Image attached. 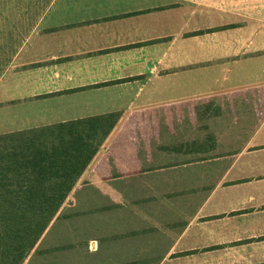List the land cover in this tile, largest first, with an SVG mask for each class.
<instances>
[{"label": "crops", "instance_id": "crops-1", "mask_svg": "<svg viewBox=\"0 0 264 264\" xmlns=\"http://www.w3.org/2000/svg\"><path fill=\"white\" fill-rule=\"evenodd\" d=\"M175 147L181 172L222 173L194 207L166 200L150 253L264 264V0H0V213L56 188L34 246L74 198L120 204L115 181L149 177Z\"/></svg>", "mask_w": 264, "mask_h": 264}, {"label": "rangeland", "instance_id": "rangeland-1", "mask_svg": "<svg viewBox=\"0 0 264 264\" xmlns=\"http://www.w3.org/2000/svg\"><path fill=\"white\" fill-rule=\"evenodd\" d=\"M187 147L193 149V143L189 144V146L186 144V148ZM227 150L228 149H221L218 151V154ZM166 152L167 153H164L163 150H158L155 155L156 157L159 155L167 156L168 158L164 160V163L162 159L159 158L157 164L155 163L153 166H148L149 170L147 172L150 173L149 177L151 176L152 179L147 177L145 172H143L135 179L120 176V179L115 181L116 188L122 194L120 204L113 203L108 197L103 196L100 192L95 191V189L91 187L88 190L85 189L89 192V196L88 198L84 197L82 203H78V197L74 198L75 207L69 208L67 213H62V217L64 218L68 215H70V217L73 216V218L65 220L62 223L63 226H60L61 230L58 231L59 235L61 231L65 232L76 247L75 250L70 252L71 256L70 260L67 262L68 264H94V260H90L88 257L90 255H100L106 260L111 258L114 259L115 255L123 257L121 255L122 252L118 249L115 253L113 252V245L118 246V243L114 241L115 239H113L114 243L102 244L101 242L105 239L115 238L116 236L118 237L125 234L131 235V233L137 234V232L147 229H149L150 232H147L149 234L146 235V238L151 236L154 239V246H157V244L162 241V235H159V231H154L153 228L150 227L151 225L149 222L151 219L154 220V226H157L158 229H163L165 227L161 218V216L164 215L161 212L164 204L172 202L174 205H191L194 207L200 200H203L207 190L216 185L218 177L222 173L220 165L213 168L209 165H202L198 167L200 170L199 173L201 172V174L198 173V176H192L190 169H185L181 172L180 169L176 167L180 165L179 160L181 163L185 161L183 158L178 159L177 147L169 148ZM142 153L144 154L143 150H141V158L144 157ZM169 167L175 168L166 170V168ZM161 169H163L164 172H161ZM157 170L160 171L157 172ZM175 194L178 196H173L170 202L166 201L170 199L167 198L169 195ZM64 197L65 192L58 193L59 201L64 199ZM143 201H145V204ZM54 204L53 198L48 202H46L45 198L36 206V209H46L47 211L45 212H52ZM83 204L86 205L83 206ZM191 215L192 212L186 214H171L175 219L178 216L183 217ZM155 218L158 219L156 220ZM169 225L172 226L174 223L170 220ZM86 231L90 233L91 236L97 238L88 240L89 246L87 245V248H81L80 245L84 243L83 241L86 236L82 238L77 234ZM58 232L56 234H58ZM134 239H136V237ZM143 239L145 240L144 244L146 246L149 245L147 239ZM157 240H160V242H156ZM21 242L22 239L19 238L18 243ZM37 247L38 246H34V248ZM137 255V252H131L129 257H137ZM147 257L151 258V255L148 253ZM95 262H97V260H95Z\"/></svg>", "mask_w": 264, "mask_h": 264}, {"label": "trees", "instance_id": "trees-1", "mask_svg": "<svg viewBox=\"0 0 264 264\" xmlns=\"http://www.w3.org/2000/svg\"><path fill=\"white\" fill-rule=\"evenodd\" d=\"M82 166L83 164L79 163L74 166L71 171L75 173L76 171L81 169ZM58 187L57 189L62 188ZM213 189L214 186L209 188V190H207L206 192V195ZM55 190L56 188H51L48 190L50 192H41L45 193L48 196L42 197V199L44 200L46 198L48 202L53 198L49 197L50 193H55ZM36 193L38 192H35L34 194ZM173 196L178 195H169L167 198H173ZM143 203L145 204V201H143ZM45 211L47 210H38L36 209V207H34V210H26L23 216L19 214L18 211H13L14 213H9L8 211L0 213V219L2 218L3 222L7 221V223L5 224L6 226L0 228V234L5 235L0 238V264H23L26 260L27 263L25 264H68L67 262L70 260L71 256L70 252L75 250L76 247L74 246L71 238L67 237L68 235H66L65 232L61 231L59 235L58 231L61 230L60 226H63L62 223L65 220H70L71 218H73V216L70 217V215H68L65 218H58L57 224L50 229L47 235L44 236L41 245H39L34 251H32L34 248L33 245H35V243L47 230L48 225L55 215H53V211ZM16 213H18L17 217ZM13 216L14 218H12ZM54 230L57 231L58 234H56L57 232H55ZM148 231L150 232V230L147 229L139 231L137 232V234L131 233V235L125 234L118 237L116 236L115 238L105 239L101 242L102 244H109L116 241L118 243V246L113 245V252L115 253L118 249L120 252H122L121 255L123 257H121L120 255H115L114 259L111 258L109 260H106L100 255H90L88 257L90 258V260H94V264H159L160 259H156L155 256L150 253L149 248H147V246L144 244L145 240L143 238H146V235L149 234L147 233ZM77 235L82 238L86 236L83 241L84 243L80 245L81 248H87V245L89 246L88 240L97 238L95 236H91L87 231L84 233H79ZM135 237L136 239H134ZM19 238L22 239L21 243H18ZM113 239L115 240L113 241ZM154 249L156 250V248ZM131 252H137V257H129ZM148 253L151 255V258L147 257ZM95 260H97V262H95Z\"/></svg>", "mask_w": 264, "mask_h": 264}]
</instances>
